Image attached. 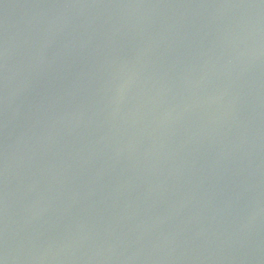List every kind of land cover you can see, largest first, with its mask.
<instances>
[{
	"label": "water",
	"instance_id": "obj_1",
	"mask_svg": "<svg viewBox=\"0 0 264 264\" xmlns=\"http://www.w3.org/2000/svg\"><path fill=\"white\" fill-rule=\"evenodd\" d=\"M0 264H264V0H0Z\"/></svg>",
	"mask_w": 264,
	"mask_h": 264
}]
</instances>
